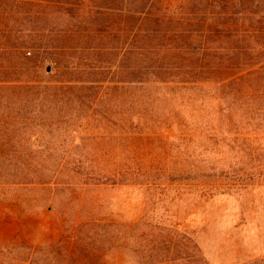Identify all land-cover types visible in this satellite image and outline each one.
Instances as JSON below:
<instances>
[{
    "label": "trees",
    "instance_id": "obj_1",
    "mask_svg": "<svg viewBox=\"0 0 264 264\" xmlns=\"http://www.w3.org/2000/svg\"><path fill=\"white\" fill-rule=\"evenodd\" d=\"M247 1H239L235 14L247 16ZM149 2L0 0V186L50 183L66 169L65 162L52 171L19 163L25 151L12 147L21 131L30 125L69 127L97 116L123 130L119 148L126 154V166L135 161L187 166L195 153L203 158L210 149L216 157L230 152L250 162L264 158V139L258 136L264 134V26L236 23L244 33L222 39L193 36L186 34V21L161 23L145 12ZM122 12L123 19L112 21ZM27 22L38 25L43 35H25ZM147 23L155 24L149 32L180 34L122 35ZM28 49L39 53L27 56ZM36 60L55 64L47 72L54 69L56 78L21 79ZM206 87L212 94H203ZM210 100L218 104L215 119L194 118L188 111L190 103L200 101L203 106ZM119 102L121 111L114 108ZM240 112L246 116L244 132L234 119ZM214 121L218 129L200 131L201 124L211 127ZM214 176L221 177L216 172H156L140 182L148 184L146 192L187 195L203 188L201 197L227 192L223 188L230 187L211 180L204 187L197 185L201 178ZM105 181L115 183L116 177ZM168 182L180 186H165ZM93 226L83 222L59 243L69 241L68 253L73 255L81 243L86 248L80 228Z\"/></svg>",
    "mask_w": 264,
    "mask_h": 264
},
{
    "label": "rangeland",
    "instance_id": "obj_2",
    "mask_svg": "<svg viewBox=\"0 0 264 264\" xmlns=\"http://www.w3.org/2000/svg\"><path fill=\"white\" fill-rule=\"evenodd\" d=\"M85 1L93 4V0ZM150 1L145 12L159 17L161 23L186 21V34L193 36L222 39L241 36L244 32L238 26L245 22L264 26V0L247 1V16L235 14L240 0ZM122 7L130 9L125 4ZM124 14L112 17V21H120ZM152 25L121 34H180L149 32ZM24 26L28 28L25 35H43L36 24L27 22ZM30 53L39 51L26 50L27 56ZM48 67L55 64L36 60L21 79H55V70L48 73ZM205 91L204 95L212 94L208 87ZM217 106L211 100L203 106L196 101L190 103L188 111L194 118L215 119ZM114 108L121 111L120 102ZM238 115L234 119L244 132L246 116ZM210 125L201 124L199 129H218L215 121ZM122 131L97 116L69 127L30 125L20 132L12 147L13 151H25L19 163L52 171L65 162L66 169L50 183L0 186V264H67L69 260L73 261L69 264H264V158L250 162L246 156L235 158L221 151L216 157L210 149L203 158L195 153L187 166L136 161L126 166V154L119 148ZM258 136L264 139V134ZM206 144L210 148L211 143ZM169 171L194 175L216 172L221 177L201 178L197 185L204 187L211 180L230 188L210 197H201L203 188L187 195L173 190L144 191L148 184L143 186L142 179ZM112 177H116L115 183L105 181ZM171 185L180 186L170 182L165 186ZM83 222L94 225L79 227L86 248L81 243L72 255L68 253L72 245L66 241L65 252L60 240ZM66 254L69 259L63 256Z\"/></svg>",
    "mask_w": 264,
    "mask_h": 264
}]
</instances>
